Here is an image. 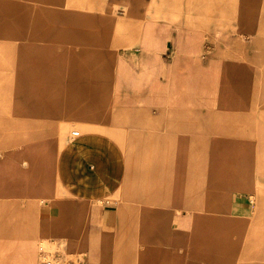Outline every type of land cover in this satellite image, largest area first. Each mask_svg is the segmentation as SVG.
Instances as JSON below:
<instances>
[{
	"label": "crops",
	"instance_id": "0c3cea01",
	"mask_svg": "<svg viewBox=\"0 0 264 264\" xmlns=\"http://www.w3.org/2000/svg\"><path fill=\"white\" fill-rule=\"evenodd\" d=\"M2 1L0 264H264V48Z\"/></svg>",
	"mask_w": 264,
	"mask_h": 264
},
{
	"label": "rangeland",
	"instance_id": "374dc122",
	"mask_svg": "<svg viewBox=\"0 0 264 264\" xmlns=\"http://www.w3.org/2000/svg\"><path fill=\"white\" fill-rule=\"evenodd\" d=\"M50 5H59L62 9L71 11H96L100 17L113 16L114 19L137 17L144 22L152 18L164 19L183 15L188 20H182L196 27L205 26L217 39L232 35L243 44L258 42L264 48V0H67ZM14 9L13 4L0 0V16L9 14ZM5 22L4 27H9L8 20ZM195 35L194 38H202L200 31H195ZM215 54L216 52H212L211 73L217 77L215 73L218 72L219 77H222L220 68L215 64ZM216 77L211 78V89H215L217 94ZM244 79L248 80L243 75ZM227 87L225 103L228 102L227 97L231 91L228 83ZM46 259H42V262ZM48 260L63 264L56 259Z\"/></svg>",
	"mask_w": 264,
	"mask_h": 264
},
{
	"label": "built area",
	"instance_id": "2783aa9c",
	"mask_svg": "<svg viewBox=\"0 0 264 264\" xmlns=\"http://www.w3.org/2000/svg\"><path fill=\"white\" fill-rule=\"evenodd\" d=\"M42 264H58V263H55V262H51L50 260L47 261V259L42 262Z\"/></svg>",
	"mask_w": 264,
	"mask_h": 264
}]
</instances>
